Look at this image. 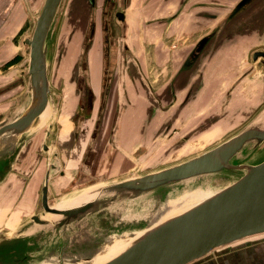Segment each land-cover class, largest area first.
Listing matches in <instances>:
<instances>
[{
  "label": "rangeland",
  "instance_id": "obj_1",
  "mask_svg": "<svg viewBox=\"0 0 264 264\" xmlns=\"http://www.w3.org/2000/svg\"><path fill=\"white\" fill-rule=\"evenodd\" d=\"M4 1L0 0V7L5 6ZM108 1L96 5L93 0H67L63 12L56 16L47 38L49 115L0 183V241L30 225L33 215L44 213L42 188L50 164L56 169L50 171L48 180L49 204L56 208L65 200L71 207L63 209H71L97 187L204 154L239 134L264 112L261 61L255 64L249 83L246 79L205 78L209 69L197 62L198 46L184 58L183 40L164 38L160 40L163 49L167 55L171 53L164 62L152 56L153 39L144 47L151 53L150 61L138 62L123 38V22L116 16L121 9L110 11ZM44 3L12 0L9 11L0 13V19L4 18L2 26L0 23V121L27 97L29 47L25 40L32 37ZM100 55L102 71L97 81ZM249 85L253 86L250 93L238 89H248ZM44 144L50 146V153L44 151ZM263 160L264 143L245 163L254 165ZM198 180L202 182L196 185ZM234 181L230 175L207 176L123 207L104 209L81 226L89 231L87 236L74 244L63 241L57 245L54 260L85 255L95 258L88 264H97L108 249ZM90 222L98 232H90ZM47 240L45 234L38 242ZM262 242L264 234L242 239L192 264Z\"/></svg>",
  "mask_w": 264,
  "mask_h": 264
},
{
  "label": "water",
  "instance_id": "obj_2",
  "mask_svg": "<svg viewBox=\"0 0 264 264\" xmlns=\"http://www.w3.org/2000/svg\"><path fill=\"white\" fill-rule=\"evenodd\" d=\"M66 1L45 0L32 37L25 40L29 47L28 94L14 113L0 121V183L12 171L18 157L49 115L47 38ZM116 16L124 22V12L118 11ZM113 50L115 52L116 47ZM253 59L264 60V51H256ZM112 61L115 63V59ZM263 143L264 112L239 134L204 154L141 177L97 187L85 194L79 203L72 204L71 209H57L49 204L48 180L50 171L56 169L50 164L42 188L44 213L33 215L30 225L24 226L14 237L0 241V264H88L94 256L58 257L56 260L54 257L61 242L74 244L89 234L81 226L92 216L190 180L218 174L230 175L235 181L180 213L158 219L110 252L100 264H192L223 246L262 235L264 160L254 165L245 162ZM43 149L51 152L47 144ZM201 182L198 180L196 185ZM90 224V232L99 231L92 227V222ZM45 234L49 240L38 242Z\"/></svg>",
  "mask_w": 264,
  "mask_h": 264
},
{
  "label": "crops",
  "instance_id": "obj_3",
  "mask_svg": "<svg viewBox=\"0 0 264 264\" xmlns=\"http://www.w3.org/2000/svg\"><path fill=\"white\" fill-rule=\"evenodd\" d=\"M102 1L105 2L93 0L96 5ZM108 7L110 11L118 8L125 13L123 38L138 62L150 61L151 53L144 49L149 39H153L154 60L164 62V57L171 53H165L160 40L175 38L183 40L184 58L199 47L197 62L209 69V74L203 75L205 78L246 79L249 83L256 72L255 64L261 61L264 67L263 59H253L256 51H264V0H109ZM5 8L0 7V11ZM97 63L98 81L101 55ZM252 87L238 89L250 93ZM197 264H264V242L237 247Z\"/></svg>",
  "mask_w": 264,
  "mask_h": 264
},
{
  "label": "bare ground",
  "instance_id": "obj_4",
  "mask_svg": "<svg viewBox=\"0 0 264 264\" xmlns=\"http://www.w3.org/2000/svg\"><path fill=\"white\" fill-rule=\"evenodd\" d=\"M246 164V163H245ZM50 189V188H49ZM64 200V199H63ZM61 204H59L56 208L58 209V208H60V209H63V208H70L71 206L70 205H67L66 203H65V200L64 201H62V202H60ZM74 205V204H73ZM55 208V207H54ZM119 246H121L120 244H118V245H115V246H113L112 248H110V249H108L107 251H106V253L104 254V256H102L101 258H100V260L97 262V264H100V263H102L103 261H105V259H107L108 258V256H109V253L110 252H113L116 248H118ZM100 256V255H99ZM99 256H97V257H99ZM95 259V258H94Z\"/></svg>",
  "mask_w": 264,
  "mask_h": 264
},
{
  "label": "flooded vegetation",
  "instance_id": "obj_5",
  "mask_svg": "<svg viewBox=\"0 0 264 264\" xmlns=\"http://www.w3.org/2000/svg\"><path fill=\"white\" fill-rule=\"evenodd\" d=\"M11 1H12V0H11ZM11 1H10V3H6V4H5V6H6L5 11H4V12H1V14H6V13L9 11V5H10V7L12 6V5H11ZM2 21H4V18L0 19L1 26H2V24H3ZM1 26H0V27H1Z\"/></svg>",
  "mask_w": 264,
  "mask_h": 264
}]
</instances>
